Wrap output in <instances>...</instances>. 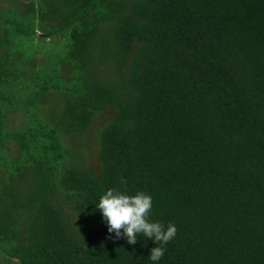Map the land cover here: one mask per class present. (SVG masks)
Returning a JSON list of instances; mask_svg holds the SVG:
<instances>
[{"label":"trees","instance_id":"obj_1","mask_svg":"<svg viewBox=\"0 0 264 264\" xmlns=\"http://www.w3.org/2000/svg\"><path fill=\"white\" fill-rule=\"evenodd\" d=\"M9 1L0 264H264V0ZM110 188L175 224L160 261L108 232Z\"/></svg>","mask_w":264,"mask_h":264},{"label":"clouds","instance_id":"obj_2","mask_svg":"<svg viewBox=\"0 0 264 264\" xmlns=\"http://www.w3.org/2000/svg\"><path fill=\"white\" fill-rule=\"evenodd\" d=\"M126 184L125 180H121ZM107 223L109 233L115 234V239L125 238L130 245L137 243L138 235L152 239L158 246L150 250L148 259L160 261L165 253V246L177 235L174 223L165 225L159 221L149 219L152 210V197L144 191H137L134 195L126 190L110 188L100 197L96 205ZM113 239L112 236L108 237Z\"/></svg>","mask_w":264,"mask_h":264},{"label":"rangeland","instance_id":"obj_3","mask_svg":"<svg viewBox=\"0 0 264 264\" xmlns=\"http://www.w3.org/2000/svg\"><path fill=\"white\" fill-rule=\"evenodd\" d=\"M9 3H10L9 0H0V4H1V7H2V8H3L4 6H6V5H10ZM48 104H49V101H47V104H46V105H48ZM23 115H24V114H23V110H20L18 113H16L15 116H13L12 121H13L15 124L17 123L18 126H21V124L23 123V121L26 120V118H25ZM10 147H12V149H11V154L17 156V154H18V149L15 148V146H12V145H10ZM89 147L92 148V147H95V145H92L91 142H88V143H87V149H89ZM91 163L93 164V166L97 167V163H98V162H97V159H96V158H94V159L91 161Z\"/></svg>","mask_w":264,"mask_h":264}]
</instances>
